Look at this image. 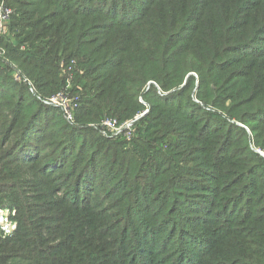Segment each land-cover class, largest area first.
<instances>
[{"label":"trees","instance_id":"obj_1","mask_svg":"<svg viewBox=\"0 0 264 264\" xmlns=\"http://www.w3.org/2000/svg\"><path fill=\"white\" fill-rule=\"evenodd\" d=\"M7 5L14 14L2 42L32 81L0 65V125L16 130L22 121L19 153L8 161L26 158L21 162L43 176L66 172L69 182L56 193L67 196L66 205H57L46 225L32 203L18 198V230L0 239V264H264V204L250 208L256 192L264 195V159L241 156L251 153L248 144L236 148L243 143L233 136L236 128L219 115L245 124L264 148V0ZM61 61L71 66L65 74ZM64 76L81 93L74 111L80 126L69 125L68 133L58 126V147L42 160V150L34 157L40 139L67 119L45 100L64 86ZM140 97L149 112L132 142L91 126L106 117L134 118L145 110ZM107 171L124 177L115 182ZM101 176L109 200L123 205L112 220V203L89 205ZM190 178L202 192L177 195ZM11 185L17 196L39 193L29 182Z\"/></svg>","mask_w":264,"mask_h":264},{"label":"rangeland","instance_id":"obj_2","mask_svg":"<svg viewBox=\"0 0 264 264\" xmlns=\"http://www.w3.org/2000/svg\"><path fill=\"white\" fill-rule=\"evenodd\" d=\"M7 2V0H6ZM14 10V9H13ZM2 47H4L6 49V54L4 57H0V65L2 67H11L12 68V72L13 75L15 77V79H22L21 81H26V80H30L28 79L22 72V69L20 68V66L15 63L14 61H12V59L9 57V53L7 51V48L4 44V42H2ZM23 49V48H22ZM75 64V62H71V65ZM61 65H62V69L64 74L67 73L68 70L71 69V66H68L64 61H61ZM239 66H236V68H238ZM66 79V82L64 84V86L60 89V91L50 97L45 98V100L47 101L48 98H51L55 95H59L60 93L63 92H67L69 94V96H71L73 99H75L76 103L78 104V101L80 100V96L81 93L80 92H74V81L72 77H67L64 76ZM31 81V80H30ZM29 82V84L32 82ZM27 82V83H28ZM32 84V83H31ZM150 85L145 86V88L143 89V91H145L146 89L149 88ZM148 87V88H147ZM82 88L79 87V91H81ZM140 99H142L141 103H145L146 105H148V102L145 101V99L143 97H140ZM195 100L197 101V99L195 98ZM3 105V104H2ZM149 106V105H148ZM27 106H23L21 111L23 115H25L26 113H28L30 110H25ZM4 109H7V107H4ZM212 109V108H210ZM149 112V111H148ZM220 112H218L219 114ZM221 116V118H225L228 122H230L232 124L233 127H235V132H234V138L236 139V141H242L243 143L238 146L236 144V148L239 147H246L247 148V144H248V148L250 150L249 153L248 151H241L240 155L241 156H246L247 159H251L253 156L256 157V159H260L263 160V156H262V152H264V148L259 147L256 145V139L254 138V134L252 133L251 129L249 127H247L245 124H243L240 121L237 120H232L230 117H228L227 115H222V113L219 114ZM111 118V117H108ZM107 119L103 118L101 121ZM116 119V118H114ZM66 120V121H65ZM75 120V118H74ZM6 121L3 120V122ZM66 123H64V122ZM100 121V122H101ZM99 122V123H100ZM21 123L22 121H19V126L18 128L15 130V126H10L8 127L6 123H4L3 125H0V239L5 240V239H9L12 238L17 230H18V208H17V200L19 197H24L26 199V201H29L30 203H32V207L37 208V215L39 217V221L40 223H42V225H46L49 223V219L50 217L53 215V213L56 211L54 209H59L56 208L57 205H66L64 202H66L67 196L64 194H59L56 196V193L58 191H60V189H62L63 187H67L68 182H69V174L67 175V177L63 180L62 177L63 175H65L66 172L59 174L56 178H54L53 180L45 177L42 175V173L40 171L37 170L36 166H32V167H28L26 164H23L21 161L26 160V158H20L21 161H19L17 158V160L15 162H9L8 161V156L11 154V152H15V157L16 155L19 153L18 150V146H16V133L17 131H19L21 129ZM42 123V122H41ZM60 123V124H59ZM69 123V124H68ZM99 123H95V124H91V126L97 125ZM77 125L80 126L78 124V122H69L68 119H64L62 117V120L60 122H55L54 124H52V126L50 127L49 130H47V136L43 137L40 139V149L39 151H37L36 153H34V157H38L39 156V152L40 150H42L43 154L45 155V157H42V160H44L48 155V152L51 151V149H53L54 147H58L57 141L58 138L57 135H60L58 133L59 131V127H63L64 129H66V133L67 129L70 126ZM99 127V126H97ZM242 129L243 131L246 132V136L241 135L238 136V129ZM13 131V133H12ZM138 124L135 125V128L132 132V136H128V134H120L118 136L122 137L123 139H125L128 143L132 142L135 137H138ZM112 135H117L112 133ZM110 135V137H114ZM7 144V145H6ZM6 146V147H5ZM10 147V149H9ZM9 149L8 151H10L9 154H6V150ZM202 156H197V159H200ZM264 161V160H263ZM253 162H250L248 165H252ZM59 164H56L54 166L58 167ZM258 166H256L254 169H256ZM206 169V171L210 172V169L204 168ZM106 173H108L109 178H111L112 180H114L115 182L118 181L119 179H121L122 177H124L123 175H120V173H116V172H111V171H107ZM256 173H261V171L256 172ZM248 175H250V173H248ZM243 177V176H242ZM260 176L256 177V179L258 180ZM197 178V177H196ZM196 178H190L188 181L189 186H187V188L185 189H179L180 191H182L181 194H177V195H184L185 197H191V196H196L199 195L202 191H197L199 182L196 181ZM244 178V177H243ZM102 176L100 178H97V180L93 181V190L91 192V194L93 195L94 199L89 203V205H109L112 203V205H109L110 207L107 208V210L109 209H116V211L108 218L109 220L115 219V217H117V211L121 210L123 208V205H118V202L115 201H111L109 200L110 195L108 193H106V185L107 182L103 183L101 182ZM126 178H124L125 180ZM31 183L34 184L32 186H27V183ZM19 183L24 187H31V188H36L39 190V193H37V190H26L25 192H23V194H19L18 196L15 195L16 194V187L11 189L10 186H12L11 184H16ZM213 185V184H212ZM240 187V186H239ZM188 189L192 192H188ZM176 190V188L173 189V191L171 192L170 195H173L174 191ZM234 194H227L226 196H224L225 198L230 197ZM252 197H254V194L252 195ZM175 199L174 195L172 197V200ZM258 200V201H256ZM172 202V201H171ZM175 202V201H174ZM243 202V201H242ZM251 205L250 208H255L254 206L258 205L260 203V205L264 204V195H260L257 194L255 195V200L250 201ZM51 205V206H48ZM242 211V209L239 210V212ZM144 213V211H143ZM127 218H130L129 216H127ZM174 219H177V217L175 218V215L173 216Z\"/></svg>","mask_w":264,"mask_h":264},{"label":"built area","instance_id":"obj_3","mask_svg":"<svg viewBox=\"0 0 264 264\" xmlns=\"http://www.w3.org/2000/svg\"><path fill=\"white\" fill-rule=\"evenodd\" d=\"M13 14H14L13 8L7 5L6 0H1L0 1V57H4L6 54V49L2 47L1 44H2V40L7 35ZM140 101L142 102V99H140ZM47 102H49L52 105L60 107L63 110L68 121L70 122L74 121V111L77 108L78 104L76 103L75 99L69 96L67 92H63L60 93L59 95H55L51 98H48ZM144 105H145V110L137 114L134 118L130 120L120 122L114 118H107L94 126H99L102 129H105L117 135L125 133L128 134V136L130 137L132 136V132L135 128L136 123L142 117H144L149 111L148 105H146L145 103ZM262 156L264 158V152H262Z\"/></svg>","mask_w":264,"mask_h":264}]
</instances>
